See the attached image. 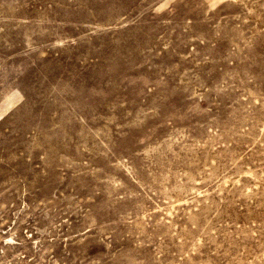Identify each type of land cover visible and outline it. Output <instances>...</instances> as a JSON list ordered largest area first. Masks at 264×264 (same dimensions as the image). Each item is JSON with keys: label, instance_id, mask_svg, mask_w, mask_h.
<instances>
[{"label": "rangeland", "instance_id": "obj_1", "mask_svg": "<svg viewBox=\"0 0 264 264\" xmlns=\"http://www.w3.org/2000/svg\"><path fill=\"white\" fill-rule=\"evenodd\" d=\"M0 264H264V0H0Z\"/></svg>", "mask_w": 264, "mask_h": 264}]
</instances>
